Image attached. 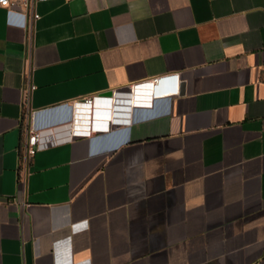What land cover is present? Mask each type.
<instances>
[{
  "label": "crops",
  "instance_id": "1",
  "mask_svg": "<svg viewBox=\"0 0 264 264\" xmlns=\"http://www.w3.org/2000/svg\"><path fill=\"white\" fill-rule=\"evenodd\" d=\"M37 10L30 30L0 6V264H264V0ZM150 81L168 90L129 123L38 150L20 180L26 87L46 128Z\"/></svg>",
  "mask_w": 264,
  "mask_h": 264
},
{
  "label": "built area",
  "instance_id": "2",
  "mask_svg": "<svg viewBox=\"0 0 264 264\" xmlns=\"http://www.w3.org/2000/svg\"><path fill=\"white\" fill-rule=\"evenodd\" d=\"M41 1L47 0H0V6L12 9H21L27 18L26 24L31 30L34 27L35 21L40 17V14L37 10V4ZM179 78L180 75L175 74L176 82H179ZM157 79L158 78H155L154 81H157ZM34 88L35 85H29L24 90L23 106L24 113L27 119V136L24 139L19 166V178L23 182H25L28 177L32 159L38 150L48 148L60 144L62 142L73 141L76 138L89 137L93 132H96V130H107L110 126V121H108V123L103 126L96 127L95 124L92 126L91 123H88L87 127L79 128L77 126V128L73 129V127L70 126L69 130H67L68 128H66L69 123L46 128H38L34 125V113L30 108V97ZM167 90L168 88H165V92H167ZM120 95H123L120 91H115L113 97L94 95L86 97L83 100L77 101L75 102V104L84 103L91 105L92 102L97 99V97L114 99L118 98V96Z\"/></svg>",
  "mask_w": 264,
  "mask_h": 264
},
{
  "label": "bare ground",
  "instance_id": "3",
  "mask_svg": "<svg viewBox=\"0 0 264 264\" xmlns=\"http://www.w3.org/2000/svg\"><path fill=\"white\" fill-rule=\"evenodd\" d=\"M161 85L162 84L160 81H150L141 89L138 87L139 85H136L134 90H132L131 92H121V94H123L124 96L120 95L118 96V98L111 99L97 97V99L93 101L91 105L77 103L75 104L77 107L76 109L81 110L82 113H76L74 115L73 121L70 122L68 126H66V128H68L67 130L70 129V126H72L73 129L77 128V126L79 128H83L87 127L88 123H91L92 126L95 124V126L98 127L107 124L108 121H117V123H129L133 106L138 104L151 105L154 95L165 92V89H163V91H157V89L160 88ZM139 90H146L147 94H138Z\"/></svg>",
  "mask_w": 264,
  "mask_h": 264
},
{
  "label": "water",
  "instance_id": "4",
  "mask_svg": "<svg viewBox=\"0 0 264 264\" xmlns=\"http://www.w3.org/2000/svg\"><path fill=\"white\" fill-rule=\"evenodd\" d=\"M114 92H115V91H113V90H108V91H104V92H102L101 95H103V96H109V95L114 94ZM108 113H109V112H108ZM114 122L117 123V121H114Z\"/></svg>",
  "mask_w": 264,
  "mask_h": 264
},
{
  "label": "flooded vegetation",
  "instance_id": "5",
  "mask_svg": "<svg viewBox=\"0 0 264 264\" xmlns=\"http://www.w3.org/2000/svg\"><path fill=\"white\" fill-rule=\"evenodd\" d=\"M114 96V94H112V95H109V97H113Z\"/></svg>",
  "mask_w": 264,
  "mask_h": 264
},
{
  "label": "rangeland",
  "instance_id": "6",
  "mask_svg": "<svg viewBox=\"0 0 264 264\" xmlns=\"http://www.w3.org/2000/svg\"><path fill=\"white\" fill-rule=\"evenodd\" d=\"M77 102V101H76Z\"/></svg>",
  "mask_w": 264,
  "mask_h": 264
}]
</instances>
